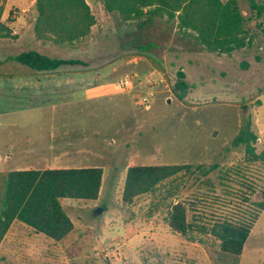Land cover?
I'll list each match as a JSON object with an SVG mask.
<instances>
[{"label":"rangeland","instance_id":"1","mask_svg":"<svg viewBox=\"0 0 264 264\" xmlns=\"http://www.w3.org/2000/svg\"><path fill=\"white\" fill-rule=\"evenodd\" d=\"M86 2L95 22L91 34L74 46L49 44L40 46V51L80 60L79 65L63 66L61 71L103 73L109 79L136 74L141 83L133 84L139 91L134 99L126 93L83 105L92 108L83 113L74 112V107L59 98L43 104H11L6 111L0 108L1 154L25 137L30 143L48 138L57 141L61 128L81 127L83 137L98 128L102 134L89 139L95 141L93 152L104 157L98 165L106 170L95 201H60L74 225L66 240L54 242L14 220L0 242V264H264V208L250 227L239 256L222 253L219 241L207 233H194L193 239L181 237L164 220L170 207L181 202L187 222L197 225L208 227L226 219L248 222L257 210L255 204L264 201V160L256 158L264 154L262 18L246 21L242 48L207 52L200 49L193 33L179 30L174 20L123 21L116 13L106 12L101 0ZM10 3L13 6L7 9L19 18L6 37L0 38V72L30 73V68L11 58L37 47L31 40L33 8L28 9L26 0ZM239 9L248 18V1H240ZM201 57L214 63L211 71L200 65L204 72L200 76L207 84L194 76V85L200 89L192 93L189 89L178 99L173 91L176 72L197 67L194 64ZM218 58L224 59L220 65ZM144 78L155 85L148 89ZM147 91L153 97L149 108L143 109L139 97ZM246 123L255 137L248 147L251 151L242 143L233 144ZM15 161V155L0 160V194L6 173L16 170ZM28 163L18 167L44 168L37 162ZM52 164L48 167H61ZM181 164L190 168L161 181L153 192L131 203L122 201L128 166ZM211 165L215 167L210 169Z\"/></svg>","mask_w":264,"mask_h":264},{"label":"trees","instance_id":"2","mask_svg":"<svg viewBox=\"0 0 264 264\" xmlns=\"http://www.w3.org/2000/svg\"><path fill=\"white\" fill-rule=\"evenodd\" d=\"M0 0V13L3 3ZM36 12L34 32L48 33L57 44H71L90 33L94 16L86 0H29ZM106 12L116 13L123 21L144 18L174 20L179 30L193 33L200 49L208 52L227 53L243 47L247 36L246 21L263 19L264 0H246L250 15L244 18L239 9L242 0H101ZM259 20V25L262 24ZM264 26V25H263ZM9 28L0 22V37H6ZM35 71H52L62 65L80 64L77 60L50 58L35 51L21 52L11 58ZM190 89L181 70L176 72L173 91L182 99ZM255 137L249 132V124L233 139L251 151ZM257 159L264 160V154ZM200 168L201 166H196ZM215 165L209 166L210 169ZM181 165H132L125 172L122 201L131 203L133 198L153 192L157 185L175 175ZM102 170L99 167L64 169H29L6 173L0 194V242L14 220L43 234L54 242H63L73 232L74 225L63 211V199L92 201L98 198ZM257 210L248 222L231 220L215 221L208 227L187 222L183 203L173 204L164 220L170 230L181 237L193 239V234H209L219 241L222 253L239 256L247 239L249 229L256 221L264 201L257 202Z\"/></svg>","mask_w":264,"mask_h":264},{"label":"crops","instance_id":"3","mask_svg":"<svg viewBox=\"0 0 264 264\" xmlns=\"http://www.w3.org/2000/svg\"><path fill=\"white\" fill-rule=\"evenodd\" d=\"M12 0L5 1L6 8L0 13V22H4L9 30L14 25L15 21H18L19 17H14V11L7 9V6L12 7L13 4L10 3ZM29 8H33V1H29ZM8 2V3H7ZM24 9H21L19 12L24 13ZM31 17L34 20V25L36 21V12L30 10ZM93 14V13H92ZM5 17V20H4ZM34 27V26H33ZM93 27V26H92ZM91 27V29H92ZM90 33L87 36L91 34ZM5 38V37H0ZM32 42L37 46L26 51H35L42 55L48 56L50 58H57L54 55L46 54L45 52L40 51V46H48L51 44L53 47L65 48L74 46L76 42L73 41L71 44H57L53 42L51 36L44 32H39L37 35L34 32L33 28V37ZM45 44V45H43ZM25 52V51H23ZM208 52V51H207ZM21 53V52H20ZM17 55V54H16ZM63 59V58H57ZM64 60H73V59H64ZM224 60V59H223ZM222 59H217V65H220ZM80 62V60H77ZM200 63H195L193 68L186 67V70L181 68V71L184 73L185 81L189 84L190 90L192 93L193 89H200L198 86L194 85L193 77H197L200 83H203V78L200 75H204L203 68L201 66H207L211 71V66H214V63L209 62L208 59L199 58ZM17 63V62H16ZM19 64V63H18ZM79 65V64H73ZM73 65H62L52 71H35L32 70L30 73H6L0 72V108L2 107L3 111L9 109L8 107L11 104L26 103L33 104L34 102H39L40 104L49 103L56 98L61 99V103L70 104L73 108V111L76 113H83L92 110L90 106H83L87 104L97 103L102 99H107L108 97H115V95L121 94H130L131 98L134 99L136 92L139 91L138 85L133 84L129 90L120 91L117 88V82L122 76L116 78H106V75L103 73H84L79 71H61L60 69L63 66H73ZM199 65V67H198ZM219 68V67H217ZM220 69V68H219ZM215 70V69H214ZM213 71V70H212ZM221 73V71H220ZM197 75V76H196ZM211 83V81H210ZM207 84V83H203ZM190 93V94H191ZM8 104V105H7ZM140 105V104H139ZM12 106V105H11ZM100 109V108H97ZM102 109V108H101ZM127 113V112H126ZM128 114V113H127ZM126 114V115H127ZM121 118L120 120H123ZM63 133L59 135L56 140L52 138L48 139H38L37 141L30 143L28 138L25 137L21 140V143L16 145L10 144V149L1 154L0 151V160L6 159L9 160L15 155L14 168L16 170H29L32 168L20 169L18 166L23 164H29L28 162H37L36 164L44 166L42 169H64V168H86V167H99L102 170L101 183L98 196L101 191L102 178L106 172L103 167L98 165V160H104V157L93 152L92 146L94 145V135H101L102 132L98 128H93L90 131L88 137H83L82 128L75 127L71 130L61 128ZM75 131V132H74ZM74 132V133H72ZM73 135L80 136L81 138L71 137ZM60 164V168H50L48 165ZM52 164V165H53ZM109 168V167H108ZM15 171V170H13ZM73 201V200H72ZM77 201V200H74ZM95 201V200H94ZM78 202H93L92 201H78ZM61 205V203H60ZM62 207V206H61ZM65 212V209L62 207Z\"/></svg>","mask_w":264,"mask_h":264},{"label":"built area","instance_id":"4","mask_svg":"<svg viewBox=\"0 0 264 264\" xmlns=\"http://www.w3.org/2000/svg\"><path fill=\"white\" fill-rule=\"evenodd\" d=\"M262 24L264 25V15H263V19H262ZM133 82L136 83H141L138 79H137V75L133 74L132 76H122L118 81H117V88L120 91H127L130 89V87L133 85ZM144 85L148 88L151 89L154 85L155 82H152L150 79L148 78H144L143 80ZM153 97V93L152 91H147L145 94L141 95L139 97V103L140 106L143 107V109H148L150 106V101Z\"/></svg>","mask_w":264,"mask_h":264}]
</instances>
